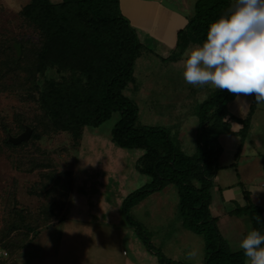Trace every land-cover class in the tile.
Masks as SVG:
<instances>
[{
    "label": "rangeland",
    "instance_id": "rangeland-1",
    "mask_svg": "<svg viewBox=\"0 0 264 264\" xmlns=\"http://www.w3.org/2000/svg\"><path fill=\"white\" fill-rule=\"evenodd\" d=\"M28 1L0 0V249L8 252L7 258L0 255V264H127L131 248H145L116 209L150 183L136 167L143 152L112 144L118 113L97 129L84 127L76 142L53 128L38 104L39 87L48 77L36 72L42 36L19 15ZM161 3L180 7L172 0ZM137 37L142 49L124 95L137 106L139 125L165 128L178 151L194 156L199 106L218 89L187 84L182 71L170 64L175 49L170 60H161L157 43ZM11 42L21 44L19 59L9 48ZM23 126L33 128L32 138L17 147L5 144L7 134L17 136ZM174 188L140 201L131 209L130 220L141 225L152 248L165 258L199 264L203 239L183 227ZM80 234L91 243H79ZM130 239L134 242L128 243ZM100 242L112 246L95 251ZM58 243L64 252L56 258Z\"/></svg>",
    "mask_w": 264,
    "mask_h": 264
},
{
    "label": "trees",
    "instance_id": "trees-1",
    "mask_svg": "<svg viewBox=\"0 0 264 264\" xmlns=\"http://www.w3.org/2000/svg\"><path fill=\"white\" fill-rule=\"evenodd\" d=\"M231 3L232 0H196L192 16L177 33L176 49L181 52L188 43L202 45L210 24L224 15ZM19 15L42 36L36 72H46L48 77L42 89L37 84L38 104L53 128L69 133L76 142L84 127L97 129L118 113L119 119L110 134L112 144L123 150H142L136 167L150 183L126 197L120 213L147 252L155 256V264L184 263L169 260L154 250L141 225L130 220L129 214L140 201L168 185L177 190V213L183 227L203 239V264H244L243 250L229 249L209 207L212 178L217 171L216 140L220 135L232 134L231 123L240 124L239 134L245 137L254 102L242 121L230 116L226 108L237 94L226 89L213 93L199 106L197 151L194 156H187L175 148L165 128L139 125L138 108L124 95L127 85L133 82L142 45L129 20L122 15L118 0H61L59 4L29 0ZM13 44L21 49L17 42L9 43V48L14 50ZM252 98L254 101V95ZM24 127L32 130L31 139L33 128L23 126V130ZM5 144L17 147L8 144L7 138ZM261 213V209L248 205L238 209L236 215L246 214L251 229L264 235L263 222L256 220V216L262 220Z\"/></svg>",
    "mask_w": 264,
    "mask_h": 264
},
{
    "label": "crops",
    "instance_id": "crops-1",
    "mask_svg": "<svg viewBox=\"0 0 264 264\" xmlns=\"http://www.w3.org/2000/svg\"><path fill=\"white\" fill-rule=\"evenodd\" d=\"M118 1L122 15L129 20L131 27L139 34V38L143 37L147 43L155 45L157 43L158 59L170 60L171 52L175 49V57H172L170 64L181 70L178 61L182 57V52L189 46H195V44L188 43L182 52H176L177 33L185 28L187 19L192 16L193 5L196 0H172L179 3V8L164 5L161 3L164 0ZM151 54L153 55L152 52ZM154 58L156 59V55H154ZM237 95H239V98H237ZM237 95L233 101L226 105L230 116L242 121L245 120L250 113L253 102L254 110L245 137H241L239 134L242 126L231 123L230 131L232 134L220 135L216 140L215 150L218 151L217 171L212 178L209 207L211 216L216 220L220 236L233 252L241 250L239 247L240 241L252 230L249 227L251 225L249 217L246 214L236 215L237 210H243L248 205L259 208L262 211L261 217L264 221V104H256L252 96ZM197 128L198 121L194 129L196 134ZM167 187L174 188L172 185L165 188ZM171 190H173V193H177L176 188ZM162 191L155 194H161ZM176 203H178V200ZM116 211L118 214L120 213V209H116ZM74 220L79 221L78 218ZM82 223L89 224L85 221ZM82 232L84 233V231ZM69 236L76 237L75 234H69ZM92 238L95 242V237L92 236ZM77 241L82 244L91 243L86 235L81 234L77 236ZM132 241L134 242L130 239L128 243H133ZM111 246V243L100 242L96 245L95 251L100 247L110 248ZM55 250L58 252L56 255V258H58L64 252V245L58 243ZM77 252L79 254V250ZM122 256L126 257L127 254L122 253ZM130 256L131 258L127 264H155L156 261L152 254L139 248L138 245L131 248ZM187 259L190 261L192 257ZM246 261L247 258H245L244 264H246ZM201 262L203 263V260L200 259L198 263L201 264ZM121 264H123V261Z\"/></svg>",
    "mask_w": 264,
    "mask_h": 264
},
{
    "label": "clouds",
    "instance_id": "clouds-1",
    "mask_svg": "<svg viewBox=\"0 0 264 264\" xmlns=\"http://www.w3.org/2000/svg\"><path fill=\"white\" fill-rule=\"evenodd\" d=\"M178 65L193 87L211 84L232 94L254 95L256 104H264V0H234L210 24L203 44L184 50ZM256 220L264 222L259 216ZM262 245L264 235L256 229L240 241L246 264H264ZM0 255L7 258L8 252L0 249Z\"/></svg>",
    "mask_w": 264,
    "mask_h": 264
},
{
    "label": "water",
    "instance_id": "water-1",
    "mask_svg": "<svg viewBox=\"0 0 264 264\" xmlns=\"http://www.w3.org/2000/svg\"><path fill=\"white\" fill-rule=\"evenodd\" d=\"M13 48L15 50L16 57L17 58L20 57V53H21L20 46L17 44H13ZM31 134H32V130L29 127H24L23 132L18 136L13 137L11 135H8L7 143L13 146H18L22 143H26L30 139Z\"/></svg>",
    "mask_w": 264,
    "mask_h": 264
}]
</instances>
